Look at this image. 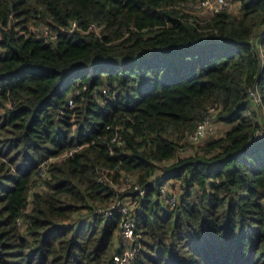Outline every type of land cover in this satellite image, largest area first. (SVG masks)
<instances>
[{"label":"trees","instance_id":"trees-1","mask_svg":"<svg viewBox=\"0 0 264 264\" xmlns=\"http://www.w3.org/2000/svg\"><path fill=\"white\" fill-rule=\"evenodd\" d=\"M189 1L0 0V264H111L120 214L99 209L114 197L103 166L147 184L130 264H264V119L246 93L264 106V0L208 17ZM215 101L230 126L175 160ZM92 139L33 190L44 158ZM169 179L185 184L174 207Z\"/></svg>","mask_w":264,"mask_h":264},{"label":"built area","instance_id":"built-area-1","mask_svg":"<svg viewBox=\"0 0 264 264\" xmlns=\"http://www.w3.org/2000/svg\"><path fill=\"white\" fill-rule=\"evenodd\" d=\"M232 0H196L184 2L189 9H195L197 11H206L209 16H212L224 9H228ZM75 29H82L79 26V23L76 20L70 21L68 28L66 31H73ZM88 30L99 31V26L96 22L92 21L89 23ZM56 33L50 29H44V36H54ZM87 88V84L83 83L82 85H77L72 95L69 98L68 105L69 107H74L77 104V100L73 95H80L81 92ZM102 92H108L107 87H102ZM246 93L251 102L255 105L257 110L259 111L260 116L264 119V106L262 104L261 95L253 84L249 85L246 88ZM221 104L220 101H215L210 104L205 112L202 119H200L196 124L190 129L186 134L187 143L190 146H194V149L190 154L193 155L198 152L197 145L200 144L207 134L212 129V124L214 122L215 115L220 110ZM111 125H108L107 128H110ZM119 125L115 128L114 135L110 138L109 143L112 144L110 148V152L114 151L115 146L123 145L124 139L122 137V133L119 130ZM261 135V129L256 128L254 131V138L259 137ZM105 136L98 135L97 139L104 140ZM96 139H92L88 143L78 144L76 147L65 149L57 154L50 155L44 158L37 166V181L36 185L39 181L42 180L43 177L50 174V167L53 163L57 161H61L68 156L73 155L75 151L82 148L84 145H95ZM186 146H182L177 150V153L174 157L176 160L177 157L183 156L181 155L184 148ZM186 156V155H185ZM162 163V162H161ZM112 173L113 170L108 167L103 166L98 171V179L101 182L107 184L109 188H111L114 192V197L108 202L107 206H100V210L103 211L106 215H111L114 212H118L120 214V221L116 235V242H119L118 245L121 246V251L115 253L114 261L111 264H130L131 260L137 254L139 248V241L141 238V233L136 229V213L141 207L142 199L145 196L147 191V184L142 183L138 180V178L134 177L130 173H122L118 179L113 178L108 173ZM158 172L154 173V176ZM179 184V193L176 192L173 187ZM35 185V186H36ZM185 184L180 181V179H169L161 185V200L164 204L174 207L180 200L181 192ZM31 196V195H30ZM31 202L28 203L27 207L23 208L16 218L17 223L20 227H24L25 224V215L28 211L31 210ZM117 239L119 241H117Z\"/></svg>","mask_w":264,"mask_h":264},{"label":"rangeland","instance_id":"rangeland-1","mask_svg":"<svg viewBox=\"0 0 264 264\" xmlns=\"http://www.w3.org/2000/svg\"><path fill=\"white\" fill-rule=\"evenodd\" d=\"M227 10H229V11H232V12H234V13H239V2L238 1H234V0H232V2H231V4H230V6L228 7V9ZM193 11H194V13H196L197 15H199V16H201V17H205V16H209L208 14H200L199 12L200 11H195V9H193ZM259 112V111H258ZM230 125L229 124H226V123H222V122H213V124H212V129H211V131L207 134V136L204 138V140L206 139V138H209V137H217V136H220V135H222L223 133H224V131L229 127ZM203 140V141H204ZM202 141V142H203ZM182 143H184V142H187L186 141V138L184 139V140H182L181 141ZM185 144V143H184ZM185 148H184V150H183V152H182V154L181 155H187V154H190L191 153V151L194 149V146H190V144L189 143H187V144H185ZM197 147H198V149H199V144L197 145ZM160 165H163V162L160 164ZM99 171V170H98ZM156 171H158V169L156 170ZM154 173V172H153ZM137 175V174H136ZM134 177H136L137 178V176H134ZM42 188V184H41V181H39L38 182V184L33 188V190H35V189H41ZM179 188H180V185L179 184H177V185H175L174 187H173V189L176 191V192H178L179 193ZM182 193V192H181ZM30 199H31V196H30ZM117 241H119L118 239H117ZM116 244H118L119 242H115Z\"/></svg>","mask_w":264,"mask_h":264},{"label":"crops","instance_id":"crops-1","mask_svg":"<svg viewBox=\"0 0 264 264\" xmlns=\"http://www.w3.org/2000/svg\"><path fill=\"white\" fill-rule=\"evenodd\" d=\"M200 14H208L205 10L204 11H200Z\"/></svg>","mask_w":264,"mask_h":264}]
</instances>
